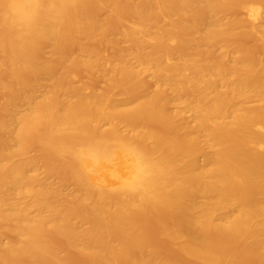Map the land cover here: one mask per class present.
I'll use <instances>...</instances> for the list:
<instances>
[{
    "label": "bare ground",
    "instance_id": "bare-ground-1",
    "mask_svg": "<svg viewBox=\"0 0 264 264\" xmlns=\"http://www.w3.org/2000/svg\"><path fill=\"white\" fill-rule=\"evenodd\" d=\"M0 264H264V0H0Z\"/></svg>",
    "mask_w": 264,
    "mask_h": 264
}]
</instances>
